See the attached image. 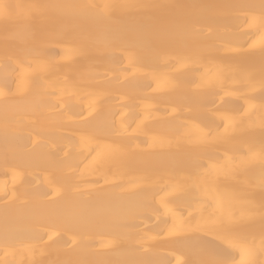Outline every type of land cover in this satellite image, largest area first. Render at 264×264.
Here are the masks:
<instances>
[{
  "label": "bare ground",
  "instance_id": "obj_1",
  "mask_svg": "<svg viewBox=\"0 0 264 264\" xmlns=\"http://www.w3.org/2000/svg\"><path fill=\"white\" fill-rule=\"evenodd\" d=\"M5 2L120 6L54 15L38 38L44 63L35 69V84L5 68L6 49L10 54L26 49L31 38L9 33L6 39L0 21V240L7 231L23 248L35 249L34 256L16 259L100 253L112 261L176 264L179 250L172 242L178 237L168 229L177 216L239 214L241 204L224 174L212 185L211 208L186 203L185 194L196 191L195 178L186 180V173L189 161L205 154L226 164L239 140L217 142V137L258 134L264 124L259 89L245 100L231 78L235 59L245 53L254 54L259 69V38L236 48L249 28H241L243 13L231 8L196 10L198 22L162 40L135 35L152 23L139 5H258L260 0ZM49 65L56 66L55 75ZM53 84L60 95H44ZM196 194L206 199L203 192ZM145 204L160 211L145 210ZM165 204L172 211L166 212ZM144 236L149 239L141 240ZM141 244L153 247L134 252Z\"/></svg>",
  "mask_w": 264,
  "mask_h": 264
},
{
  "label": "snow or ice",
  "instance_id": "obj_2",
  "mask_svg": "<svg viewBox=\"0 0 264 264\" xmlns=\"http://www.w3.org/2000/svg\"><path fill=\"white\" fill-rule=\"evenodd\" d=\"M114 9L117 5H71L52 3H9L0 0V21H2L5 38L8 34H27L32 45L19 52L9 53L5 51V68L19 73L25 78H30L37 83L35 69L44 63V52L38 46V38L49 30L54 15H85L84 10L90 8ZM138 7L149 13L152 23L148 29L136 33L135 39L142 41L162 40L177 32L184 30L190 24L198 22L196 10H214L218 8H231L243 13L241 28L248 26L249 31L242 34L246 40L236 45L237 49H244L251 42L259 38V69L253 60L252 53L238 56L231 68V78L238 85L236 91L244 93V99H252L247 95L250 90L259 89V100L264 107V0L256 4L234 5H204V4H144ZM52 74H56V66L49 65ZM211 75V72L209 73ZM7 87V80L4 82ZM52 91H45L46 96L60 95L55 91L56 85H52ZM59 102L55 107L59 108ZM115 126L113 125V128ZM211 137L212 133L209 132ZM239 140L236 151L227 159L226 164H221L219 159H214L212 154H205L197 159L189 161L190 171L186 173V180L193 182L196 191L185 194V202L191 205L196 203L198 208L206 210L214 204L212 198V185L221 174L231 181V187L235 198L241 204L239 214L233 213L230 217L208 214L204 211L189 212L187 216L182 213L177 216L168 231L178 237L173 245L179 250L176 264H264V124L258 134L249 132L241 137L235 134L231 136L217 137V142ZM146 181L151 177H145ZM162 188L161 191H165ZM197 192H203L206 199H200ZM15 197V193L12 194ZM47 195V193H45ZM8 193H5V197ZM145 210L151 209L153 213L160 211L159 207L145 204ZM165 211L170 212L166 204ZM7 208V204L5 205ZM167 224V221H164ZM211 237V239H209ZM42 239V238H41ZM148 240L147 236L140 238ZM0 264H172L169 259L145 260L129 259L112 261L100 258L103 254L91 253L77 258H65L57 260L26 261L16 259L26 255H35V249L23 248L18 237L11 236L7 231L0 240ZM153 246H145L133 249L136 253H146ZM44 255V249L40 250ZM169 252L168 255H174ZM12 256L13 259H8Z\"/></svg>",
  "mask_w": 264,
  "mask_h": 264
}]
</instances>
